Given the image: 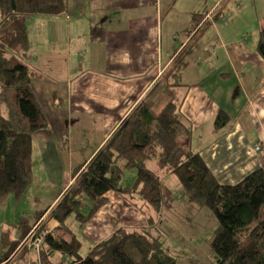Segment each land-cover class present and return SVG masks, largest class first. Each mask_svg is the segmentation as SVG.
I'll return each instance as SVG.
<instances>
[{
	"label": "crops",
	"instance_id": "1",
	"mask_svg": "<svg viewBox=\"0 0 264 264\" xmlns=\"http://www.w3.org/2000/svg\"><path fill=\"white\" fill-rule=\"evenodd\" d=\"M260 1L263 8L255 0H69L68 12L54 16L56 24L67 23L53 27L68 32L64 43L70 40L69 21H79L89 12L87 60L79 63L74 76L71 52L65 50V45L57 49L55 38L48 37L33 46L29 29L27 61L40 74L33 84L50 121L46 129L34 135L33 152L38 151L50 174L49 183L55 186L50 188L54 193L49 202L38 209L58 202L73 181L70 174L74 166L93 157L184 50L177 72L185 85L181 111L192 125L190 147L201 154L222 184H235L251 171L264 169V58L257 50L264 29V0ZM219 8L223 10L216 15ZM195 13H202L203 18L191 30ZM83 28L80 26L77 32ZM38 44L43 49L39 50ZM86 62L89 66L84 68ZM47 75L57 82L46 84ZM64 82L68 83L67 89L59 94L57 86ZM45 88L50 96L47 100L41 94ZM222 110L230 121L215 129L214 118ZM72 116L76 120L70 122ZM65 145L70 151L68 170L61 151ZM168 181L176 180L171 175L164 179L165 199L177 186ZM19 214L29 218L23 210ZM71 226L81 241L83 237L88 240V251L116 227H145L149 223L144 213L116 192L108 191L102 207L84 226L79 227L76 221ZM46 227L51 228V223ZM164 243L163 235L155 238L151 252L164 248ZM34 262L40 264L37 258ZM8 263L14 264L13 257Z\"/></svg>",
	"mask_w": 264,
	"mask_h": 264
},
{
	"label": "trees",
	"instance_id": "2",
	"mask_svg": "<svg viewBox=\"0 0 264 264\" xmlns=\"http://www.w3.org/2000/svg\"><path fill=\"white\" fill-rule=\"evenodd\" d=\"M68 10L69 0H0V203L9 196L20 199L25 195L33 180L34 135L50 124L33 84L40 74L27 61L26 16H57ZM202 18V13L193 14L191 30ZM257 50L264 58V29ZM184 52L161 73L93 157L74 166V180L55 205L48 211L37 209L34 221L22 218L1 230L0 264L8 262L4 260L19 240L13 229H19L21 236L30 233L44 213L43 226L51 223L52 227L39 246L40 264H178L162 247L151 252L153 240L164 234L151 209L160 210L165 199L163 182L170 175L177 178L184 194L208 207L217 218L218 228L211 240L216 264H264V169L251 171L235 184H222L201 154L190 147L192 125L181 111L185 85L177 72ZM162 94L167 100L156 112L153 107ZM229 121L228 113L219 111L214 127L221 129ZM152 158H156L158 170L148 166ZM127 168L135 170L136 179L123 183ZM108 191L139 207L149 226H119L83 254L82 241L68 220L75 217L79 227L84 226ZM82 197L88 202L86 210ZM61 228L67 235L59 233Z\"/></svg>",
	"mask_w": 264,
	"mask_h": 264
},
{
	"label": "rangeland",
	"instance_id": "3",
	"mask_svg": "<svg viewBox=\"0 0 264 264\" xmlns=\"http://www.w3.org/2000/svg\"><path fill=\"white\" fill-rule=\"evenodd\" d=\"M94 2L96 4L98 3L96 1ZM255 2L257 5L262 7L260 0H255ZM88 15H89V12L87 10L86 15L80 18L79 21L72 22L71 24L69 21L68 25L70 26V32H69L70 40H68L66 43H64L65 42L64 37L68 35V32L64 30L56 31L53 28L54 26H65L67 24L65 21L56 24V22H54V16H34V15L28 16V19H29L28 24H29V29L31 31V34H30L31 44L34 46V43H36L39 39L45 41V39H47L48 37L52 39L55 38L57 49H59L60 46L64 44L65 50L67 49L66 50L67 52L69 51L71 52V55H70L71 67L74 69V70H71V74L74 76L75 72H77V67H79L78 66L79 63L85 62L87 60L86 41L90 40L89 39L90 33H88L86 29V27L88 26V21H89L87 18ZM80 26H84V28L80 30L79 32H77ZM48 44L49 43L47 42V45ZM37 47L39 50L43 49L42 44H38ZM80 52L81 54L82 52H84L85 54L82 56L81 54H79ZM32 53L36 55L34 51ZM83 66L84 68H86L89 66V63L86 62L84 63ZM44 82L48 85H51L52 83L57 82V81L47 75ZM61 85L62 86H57V89L59 90V94L63 93V90L67 89L68 83L64 82ZM50 88H53V87H50ZM41 94H42L43 99L45 100H47L50 97L47 88H45ZM159 97L160 98L156 101L154 105V111L156 112L162 108L160 107L162 102L164 100H167V97L164 94L160 95ZM63 105H64V102H63ZM73 119L76 120V117H73V116L70 117V122L73 121ZM74 135L76 134L74 133ZM75 137H78V135ZM35 145H37V143H35ZM259 149H260V143L258 144L257 150ZM61 151H62L63 161L68 170L69 165H70V159H69L70 151L67 148V145H65ZM148 166L152 169L158 170V162L156 161V158H152L148 162ZM34 173H35V177H34ZM77 175L75 176V178L77 177ZM70 176H72L71 180H74L73 172H71ZM171 176L177 182L168 181V184L169 185L177 184V186L176 187L173 186L172 189L168 191L169 194H166V199H164V203L162 202L159 205L161 213H159L160 210L156 212V210H154L153 208H152L153 211L151 209V212L155 216L158 217L157 219L158 222L156 224L159 225L163 229V232H164L163 234V239L165 242L164 248H163L164 251L171 253L176 259L178 258L180 264H216L218 261V258H217L216 253L211 247V240H212L214 233L216 232L218 228L217 218L215 217L213 212L206 206H200L194 201L192 202L193 203V206H192L188 202L189 201L188 194L187 193L184 194L182 192L181 186L177 178L173 175ZM33 177H34V180H33L34 184L33 182L30 183V186L27 188L26 193L23 197H20V199H16L13 196H9L5 201L0 203V233H1V230L5 229V227H7L8 225L16 224L18 222L20 223V221L24 217L20 216L21 214H19V211L23 210V212L26 213L29 219L31 221H34L35 209H38L41 206L42 207L45 206L49 202L51 194L54 193V191L51 190L50 188H53L55 186L49 183L50 179L48 178H50V174L47 173L46 164L41 159L37 150L36 152H33ZM68 177H69V174H68ZM145 177L147 176L145 175L141 179L144 180ZM135 179H136L135 170L131 168H127L123 174L122 182L129 183V182L135 181ZM139 184L142 185L141 182ZM34 188H35L36 194L34 193ZM32 192H33V196H32ZM36 195L41 196V198L37 200L35 198ZM128 203L130 205H133L129 201ZM50 207L47 209V211L50 209ZM87 207H89L87 199L85 197H82V209L86 210ZM100 207H102V204ZM133 208H135L139 212L140 211L142 212V210L135 205H133ZM47 211H46V214H47ZM41 218H42V221L40 220L38 227H36V224L33 226V228L35 227V229H34V233L31 235L28 232L21 236L19 235V229H13L14 230L13 232L15 233L16 238H19L17 245H16V247L18 246V249L12 250V252H10V257L8 258L9 256L8 255L7 258H5L4 262H7V261L9 262L12 257H13L14 264L15 263L36 264V262H34V259L37 258V261L38 259L40 260V247H39L40 245H38V247L34 246V244L32 243V240L35 238L36 236L35 232H37L38 229L41 228L42 230L41 233H43L44 236L49 232V229H50L49 227L43 226L44 220H46V215L44 214L43 216H41ZM74 219L76 218L74 217ZM74 221L70 223V218H69L68 223L73 225ZM5 222H8V224L5 225ZM139 227H143V226H139ZM115 229L112 232H114ZM63 230H66V229L61 228L59 230V233H63V235H67L66 231H63ZM30 231L32 230L30 229ZM77 231L78 233L81 234V228H79ZM155 234L157 233L155 232ZM191 235H194L195 237L189 239ZM82 240L83 241H82V246H81L80 251L81 253L84 254L88 248V240L84 237L82 238ZM204 241H206L207 243L209 242V245H208L209 247L207 246L206 243H203ZM184 244H186V247L184 246ZM8 262L6 264H9Z\"/></svg>",
	"mask_w": 264,
	"mask_h": 264
},
{
	"label": "built area",
	"instance_id": "4",
	"mask_svg": "<svg viewBox=\"0 0 264 264\" xmlns=\"http://www.w3.org/2000/svg\"><path fill=\"white\" fill-rule=\"evenodd\" d=\"M256 148H258V145H257V147ZM37 225H38V223L36 224V227H37ZM34 229H35V227L32 229V231L30 232V235L31 234H33L34 233ZM42 231V230H41ZM41 231H40V233L39 234H37L36 235V232H35V238L32 240V243L34 244V246H36V247H38V245H40L39 243H41V241L43 240V237H44V234L43 233H41ZM28 236V235H27ZM30 246H31V244H30Z\"/></svg>",
	"mask_w": 264,
	"mask_h": 264
}]
</instances>
